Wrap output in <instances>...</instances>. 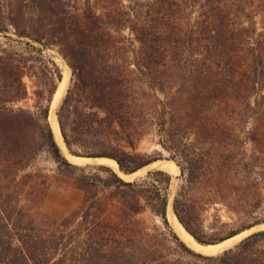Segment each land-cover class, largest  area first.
Returning a JSON list of instances; mask_svg holds the SVG:
<instances>
[{"label":"trees","instance_id":"16d2710c","mask_svg":"<svg viewBox=\"0 0 264 264\" xmlns=\"http://www.w3.org/2000/svg\"><path fill=\"white\" fill-rule=\"evenodd\" d=\"M159 1L163 9L172 11V23L158 21V10L152 5L156 13L154 9L99 13L90 0L82 16L70 9L71 0H10L0 3V10L18 34L61 46L73 71V84L57 112L69 152L115 159L124 173L131 174L161 159L126 149L135 150L149 125L157 124L185 176L174 201L178 219L201 244L218 243L264 224V213L258 216L246 210L248 221L219 239H205L194 225L196 192L204 187L210 200L216 194L231 202L264 199V32L254 42L247 40V34L258 33L257 29L237 26L224 0H207L200 16L188 22L190 0ZM124 23L131 24L141 43L133 58L115 49L118 36L102 33L119 31ZM25 44L39 55L25 57L13 44L0 49V264H264V230L219 255L203 254L187 244L168 219L169 173L154 170L149 179L127 181L108 165L71 162L50 119L62 69L52 58H45L42 49ZM112 47L113 56H101ZM28 61L35 63L31 69L37 70L40 85L34 91L33 107L15 108L12 104L29 95L24 82ZM133 64L149 71V91L137 87L130 75L119 76L118 70ZM103 66L109 67L106 76ZM162 68L179 73L171 75L180 78L176 87L162 80ZM155 90L166 96L160 101L164 111L152 101L159 100ZM140 92L145 99L137 98ZM187 113L192 124L200 120L197 126L214 133V138L223 133V151L209 162L201 154L181 150L175 139L173 130L185 126ZM249 118L256 133L251 140L259 145L253 165L246 161L247 149H229L237 146L235 131ZM89 143H95V149H89L94 151L79 150L89 148ZM35 147L46 149L61 167L82 172L77 185L85 199L74 217L47 224L20 205L17 173L31 160ZM240 169L248 172L242 180L254 185L248 192L227 195L226 186L233 182L230 173ZM163 174L167 180L159 179ZM147 212L160 218L165 230L151 227ZM71 235L76 245L69 240Z\"/></svg>","mask_w":264,"mask_h":264},{"label":"rangeland","instance_id":"374dc122","mask_svg":"<svg viewBox=\"0 0 264 264\" xmlns=\"http://www.w3.org/2000/svg\"><path fill=\"white\" fill-rule=\"evenodd\" d=\"M10 0H0L1 4H5ZM89 1V0H88ZM94 6L96 11L99 13L104 12H112L113 9L120 10L123 13H137V11L148 12L153 10L154 8L158 10V14L156 17L159 19L161 23L174 21V16L172 11L163 9V3L159 0H90ZM191 4L189 8H187V14L185 15V21H194L197 17L200 16L203 11L202 5L207 2V0H190ZM229 4L230 11L233 13L234 22L237 26H251V28L257 29L258 33H249L247 34V40L252 42L258 40L260 35L264 32V0H224ZM87 0H71L72 10L75 9L78 14L81 16L84 14V9L86 7ZM194 6H191V5ZM151 5L154 6L151 9ZM195 7V8H194ZM154 9V10H155ZM162 9V11H161ZM155 10V13H156ZM119 11V12H120ZM160 11V12H159ZM154 13V14H155ZM31 16L35 17L34 13L30 12ZM116 16H120L119 13H114ZM114 15V16H115ZM133 20H135L134 15ZM36 18V17H35ZM10 21L5 14V11L0 10V27H8L9 30L5 31L0 28V49L4 47H9V45L13 44L15 48L25 57H36L39 54L34 52L32 48L27 46L25 43H30L25 41L24 38L29 39L28 36H23L18 34L17 30L9 25ZM125 26L121 28L119 31L117 29H109L102 33H113L117 37V48H115L120 54L127 53L130 55L129 57H134V51L137 52L141 48V43L137 38V33L134 29H132L130 23H124ZM36 29L39 26L35 27ZM172 31V29H169ZM260 32V33H259ZM51 33H46V35H50ZM172 34V33H170ZM206 33H203L205 36ZM241 35L242 33H237ZM238 35V36H239ZM17 39L19 41L12 40ZM34 39V38H33ZM45 43V42H44ZM32 44V43H31ZM38 47L37 45H35ZM48 50H43V56L45 58H52L55 60L58 65L61 67V63L65 62L67 65V61L63 57L61 53V46L54 44L49 46ZM40 48V47H38ZM41 49V48H40ZM111 51H114V48H110V50L102 51L101 56L108 55L113 56ZM28 69H26V75L24 77V82L27 85L28 89V98L17 102L16 104H12L15 108L23 107V108H31L35 103V94L34 91L40 85L39 78L36 77L35 73L37 70H32L31 65H34V62H27ZM70 67V66H69ZM108 66H103V74L106 76L108 74ZM71 69V67H70ZM162 80L166 83V85L171 87H176L177 83H180V78L178 76L171 77V75H177V71H172L167 68H162ZM119 76L121 77L123 74H128L132 77L134 84L137 87L142 86L147 91L146 83H149V79L147 77L149 71L138 70L136 65H127V68H123L117 71ZM73 84V71L71 69V77L69 81V85L65 93L62 95L60 101L56 106V117L60 126V122L58 120V109L63 101V99L68 94L69 89ZM177 89V88H176ZM154 93V92H153ZM148 94V93H145ZM155 94L159 97L153 98V103L157 107L159 105V109L164 111V105L160 104L162 101L167 100L165 94L161 90H155ZM137 98L145 99L144 93L140 92V95H137ZM161 99V100H160ZM161 101V102H160ZM187 103L186 101H183ZM255 102V96L252 98V103ZM181 104L180 102H178ZM11 105V104H10ZM53 105V104H52ZM182 105V104H181ZM186 119L185 126H176L174 134L176 135V141L179 143L181 150L187 152H193L201 154L206 158L209 162L211 161V157L217 154L219 151H223V133L215 134L212 132H205L197 126V120L192 124V121L188 119L189 113L183 115ZM166 118H169L167 115ZM52 122V121H51ZM157 121H155L156 123ZM169 124L167 125V127ZM54 128V127H53ZM61 127H59L60 129ZM55 131V130H54ZM62 140L64 142L63 135ZM56 135V134H55ZM256 133L254 131V120L249 118L241 123V126L236 129L234 138L237 142L236 147H230L229 149H235L237 147L241 149H247L249 156H247L246 161L250 162L252 165L255 164L256 158H258V147L257 143H254L251 138L255 137ZM57 138V137H56ZM221 141V142H220ZM59 142V141H58ZM61 145V143L59 142ZM65 144V143H64ZM245 144V147H244ZM89 148H79L81 152L94 151L89 149H95V143L87 144ZM63 148V146L61 145ZM97 149V148H96ZM129 151H136L145 155L147 158H161L158 161H170L179 171L177 173H171L163 168H161L158 164H150L142 169H144L138 177L131 181L145 180L149 179V173L154 170H163L165 173H169L172 175V181L169 188V206H171V210L175 213L174 210V201L176 195L181 188V186L185 182V176L182 174V170L179 167L177 161L173 159L172 150H169L166 147L165 138L159 132V126L157 124H151L145 131L144 135L141 136L135 143V150L131 147L126 148ZM64 152L70 153L67 149L66 145L63 148ZM71 154V153H70ZM14 155V154H13ZM12 154L10 156L12 159L16 160ZM256 155V156H255ZM68 157V156H67ZM87 157V156H83ZM178 161H182V159L177 155ZM25 166L21 170L18 171L17 180L18 185L22 193L19 196L21 199L20 205L25 207L28 211H31L37 218L41 221H45L47 224H51L54 222H62L63 219L68 217L72 218L76 215V213L82 208L85 193L82 189H80L77 185V181L81 176L82 172L72 168L61 167L59 163L53 158V156L43 148L35 147L33 152H31V160L25 161ZM183 162V161H182ZM77 164V163H75ZM107 165L99 162H91V164H78L82 166L88 165ZM110 166V165H108ZM111 167V166H110ZM120 167V166H119ZM113 168V167H112ZM114 169V168H113ZM115 170V169H114ZM141 170V169H140ZM235 172V173H234ZM232 176L230 179L233 182H229L227 189V195H231L232 193H244L248 192V189H252L254 183L248 182L247 180H242L243 176L248 175V172L245 173L242 169L238 173L235 171L230 173ZM162 181L167 180L166 174L158 176ZM206 180L207 177L205 176ZM151 180V179H150ZM128 181V180H127ZM233 186V187H232ZM258 188V187H256ZM255 188V192H256ZM240 189V190H239ZM209 190V189H208ZM204 189L196 192V215L194 217V225L200 234L205 239H219L227 237L228 233L234 230H237L242 225H244L248 221V216L246 215V210L251 211L254 215H262L264 213V199L256 201L254 198L249 202L239 201V202H231L223 198V194H216L213 196L212 200L208 199L209 192ZM241 196V195H240ZM169 208V207H168ZM148 224L151 227L159 226L161 229L165 230L163 222L160 218L152 216L149 212L146 213ZM168 219L172 227L174 228V224L171 219V215L168 212ZM176 228V227H175ZM174 228V229H175ZM264 230V224L253 227L251 233ZM176 231V230H175ZM178 235L187 242L182 235H180L178 230L176 231ZM69 240L76 245L74 240H77L75 237Z\"/></svg>","mask_w":264,"mask_h":264},{"label":"bare ground","instance_id":"6f19581e","mask_svg":"<svg viewBox=\"0 0 264 264\" xmlns=\"http://www.w3.org/2000/svg\"><path fill=\"white\" fill-rule=\"evenodd\" d=\"M61 69L63 72V82L60 84L59 89L55 95L53 105L51 108L50 119L52 121V125L54 127L53 129L55 130L57 140L61 143L63 148H65V144H64L62 137L60 135V129H59L60 126H59V123L57 121V117H56L55 112H56V106H57L58 102L60 101L62 95L65 93V91L68 88L70 77H71V69H70L69 65H67L65 62L61 63ZM67 156L71 162L77 163V164L99 162V163H104V164L110 165L120 174V176H122L124 179H126L128 181L134 180L144 170V169H141L138 172L129 175V174H125L123 171H121V169L119 167V163L112 158L104 157V158L90 159L87 157H77V156L71 155L70 153H67ZM155 164H158L161 168H163V169H165L171 173H177L179 171L177 166H175V164H173L170 161H158ZM168 212L171 215V219H172L174 226L176 227V228L174 227L175 230L176 231L178 230V232H180L179 234L182 235L183 238L187 241L186 243L189 244L195 250L202 252V253H205V254L219 253L220 251H222L228 247H231L234 243H236L237 241L241 240L242 238L246 237L247 235H249L251 233V231H247L241 235H238L232 239H229L223 243H219L216 245H202L193 237V235H191L186 230V228L182 225L180 220L177 218L176 214L174 215V213L171 210V206H169Z\"/></svg>","mask_w":264,"mask_h":264},{"label":"water","instance_id":"95a60500","mask_svg":"<svg viewBox=\"0 0 264 264\" xmlns=\"http://www.w3.org/2000/svg\"><path fill=\"white\" fill-rule=\"evenodd\" d=\"M24 40L25 41H28V42H30V43H32L33 45H37L38 47H40L41 49H43V50H48L49 49V47H48V45L46 44V43H44V42H42V41H39V40H36V39H32V38H29V39H26V38H24ZM63 82V79H62V81H61V83ZM60 130H61V128H60ZM61 134H62V132H61ZM64 143H65V141H64ZM66 145V144H65ZM67 147V146H66ZM72 155V154H71ZM75 156V155H74ZM77 157H83V156H77ZM87 158H90V159H97V158H104V157H96V158H93V157H87ZM108 158V157H107ZM115 160V159H114ZM89 164H91V163H89ZM122 171V170H121ZM139 171V170H138ZM138 171H136V172H138ZM136 172H133V173H131V174H134V173H136ZM125 174H127V173H125ZM131 174H129V175H131ZM177 216V215H176ZM178 218V217H177ZM183 225V224H182ZM252 229V228H251ZM251 229H249V230H251ZM249 230H246V231H244V232H241V233H239V234H236V235H234V236H232V237H230V238H227V239H225V240H223V241H221V242H218V243H213V244H202V245H216V244H219V243H223V242H225V241H227V240H229V239H232V238H234V237H236V236H238V235H241V234H243V233H245V232H247V231H249ZM253 233H250L249 235H247L246 237H244V238H242L241 240H239V241H237L236 243H234L231 247H228V248H226V249H224V250H222V251H220L219 253H216V254H208V255H219V254H222V253H224V252H226V251H228V250H230V249H232V248H234V247H236L237 245H239L242 241H244L246 238H248L250 235H252ZM200 243V242H199ZM202 253V252H201ZM203 254H205V253H203Z\"/></svg>","mask_w":264,"mask_h":264}]
</instances>
